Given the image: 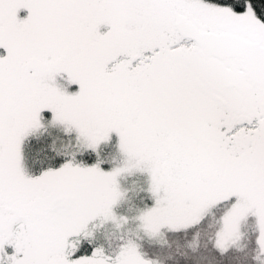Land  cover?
I'll return each instance as SVG.
<instances>
[{
    "label": "snow or ice",
    "instance_id": "snow-or-ice-1",
    "mask_svg": "<svg viewBox=\"0 0 264 264\" xmlns=\"http://www.w3.org/2000/svg\"><path fill=\"white\" fill-rule=\"evenodd\" d=\"M0 264H264V0H0Z\"/></svg>",
    "mask_w": 264,
    "mask_h": 264
}]
</instances>
